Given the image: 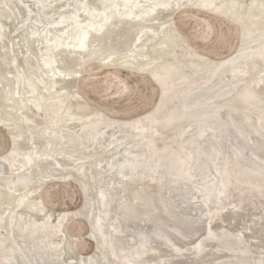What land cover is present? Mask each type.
Instances as JSON below:
<instances>
[{"label": "bare ground", "instance_id": "bare-ground-1", "mask_svg": "<svg viewBox=\"0 0 264 264\" xmlns=\"http://www.w3.org/2000/svg\"><path fill=\"white\" fill-rule=\"evenodd\" d=\"M192 9L238 27L230 55L181 34L173 17ZM58 19L48 41L42 21ZM93 62L151 78L153 108L90 105L76 86ZM0 129V264H264V0H0ZM80 164L89 192L72 180ZM57 181L77 183L79 207L41 203ZM88 195L96 243L82 254L63 223Z\"/></svg>", "mask_w": 264, "mask_h": 264}, {"label": "rangeland", "instance_id": "rangeland-1", "mask_svg": "<svg viewBox=\"0 0 264 264\" xmlns=\"http://www.w3.org/2000/svg\"><path fill=\"white\" fill-rule=\"evenodd\" d=\"M173 21L191 45L205 55L213 58L224 57L230 55L237 46L238 27L213 13L192 9L186 13L176 14ZM79 77L76 86L78 93L90 105L112 117L130 118L145 113L153 108L159 94L156 91V84L148 76L124 69L105 71L98 62L89 64ZM7 138L4 130L0 129V152L6 151L9 147ZM47 184L41 187L38 193L41 203L50 209L74 210L81 204V188L77 183L57 181ZM70 219L67 222L68 228L65 224L64 231L66 232L67 228L70 235L77 237L76 245L80 253L89 254L94 244L92 238L88 237L92 240V245L87 241V237L85 238L89 227L88 221L79 215Z\"/></svg>", "mask_w": 264, "mask_h": 264}, {"label": "water", "instance_id": "water-1", "mask_svg": "<svg viewBox=\"0 0 264 264\" xmlns=\"http://www.w3.org/2000/svg\"><path fill=\"white\" fill-rule=\"evenodd\" d=\"M86 3H87V1H86ZM182 3H184L183 5H189L188 3L189 2H185V1H182ZM171 6V5H170ZM170 6H168V8L170 7ZM10 7V6H9ZM173 7H174V5H173ZM206 8H208V9H210V10H212L213 11V9H211L210 7H206ZM217 9H218V7H216ZM10 9H12V7H10ZM218 10H220V8L218 9ZM217 10V11H218ZM219 12V11H218ZM220 12H222V11H220ZM219 12V13H220ZM223 13V12H222ZM225 14V13H224ZM41 16V15H40ZM73 19H75V18H73ZM61 20H63L64 22H65V19H63V17H61ZM60 21H59V19H58V21H57V23H54V24H46L44 21H42V23H43V26H45V25H47V26H51V27H46L44 30L43 29H40L41 30V33H43V32H47L48 34H46V36H45V38L46 39H48V41H51L52 39H53V36H54V34H53V27L52 26H54L55 24L58 26V27H60V26H62V25H65L66 23H59ZM68 27V26H67ZM244 27H245V24H244ZM49 29L50 28V30H49V32L46 30V29ZM73 28H75V27H73ZM70 29V28H69ZM246 30H245V28H244V32H245ZM12 33V32H11ZM65 33H62L61 35H64ZM3 35V34H2ZM60 35V36H61ZM56 37V39H59V37H57V36H55ZM33 40V39H32ZM156 57H158V56H156ZM169 57V56H168ZM163 58H165V57H163ZM157 59V58H156ZM160 59H162V58H160ZM91 61V60H90ZM89 62V61H88ZM143 72H145V71H143ZM149 74V73H148ZM150 75V74H149ZM20 76V75H19ZM20 80H22L23 82L22 83H24V85H25V87L26 88H31V91L32 90H34L33 88H32V86L30 85V81L29 80H27L24 76H22V77H18V81H19V84L21 85L22 83L20 82ZM156 80V79H155ZM28 86V87H27ZM160 87H161V85H160ZM163 89H164V94H163V96H165V94H169V93H171L168 89H166V88H164V87H162ZM163 89H162V91H163ZM28 90V89H27ZM35 91V90H34ZM34 91H33V93H34ZM116 130H118V129H116ZM67 144L66 145H68V146H70L71 148H78L79 147V144H77V143H75L74 141H73V139L70 137V138H67ZM92 147V145L90 146V145H86V148H82V150H84V152H87V150H88V152H89V148H91ZM77 150V149H76ZM148 152V151H147ZM83 163V162H82ZM99 167H101V164H99L98 165ZM107 168H109V167H111V164H107V166H106ZM79 170V172H81V173H79L82 177V179H80V178H75V179H72L73 181H76V182H80L81 184H82V186H83V189H88V192L90 191L89 189H91V186H90V184H87V180L89 181V180H91L93 177H94V175L93 174H89L88 175V171L89 170H87V167L86 166H84V164H80V165H78L77 166V171ZM84 176H86V177H84ZM86 179V181H85V179ZM95 178V177H94ZM48 182V181H47ZM85 193H86V191H85ZM89 194V193H88ZM86 195H87V193H86ZM88 197L91 199V196L90 195H88V196H86V203H85V206H84V212L82 211L81 213H80V216H84V214H85V216L87 217V213H85V211L87 210V212L88 213H93L92 211H93V209H94V206L91 204V200H89L88 199ZM89 200V201H88ZM90 202L89 204H88V202ZM16 208H20L21 206H22V204H21V200H19L18 202H16ZM87 214V215H86ZM18 217V216H17ZM147 217H150V216H147ZM88 218V220H90L89 219V217H87ZM18 219L16 218L15 219V221L12 219V227L14 226V225H16L15 223H17L18 221H17ZM71 219L70 218H68L67 219V222L68 221H70ZM46 222V221H45ZM67 222L66 223H63L64 224V227H65V224H67ZM13 223H14V225H13ZM39 222H37V227H38V224ZM31 225V224H30ZM47 225L48 224H46L45 223V225H39V227H40V229L42 228H47ZM107 226V225H106ZM109 226H114V228H115V225L113 224V222L112 223H109V225H108V227ZM29 227H31V226H29ZM113 228V229H114ZM116 229V228H115ZM105 235H110V231L107 229V232H106V234ZM92 237L95 239V236H94V234H92ZM8 238H10V240L9 241H11L12 242V236H11V234L9 235V237ZM94 239H93V242H94ZM15 241V240H14ZM14 256H13V254H12V258H13ZM12 260V259H11ZM10 259L8 260V261H6V260H4V262L5 263H11V264H16V260H12L11 261ZM8 263V264H9ZM23 264H25L24 262H23ZM84 264H86V263H84Z\"/></svg>", "mask_w": 264, "mask_h": 264}]
</instances>
